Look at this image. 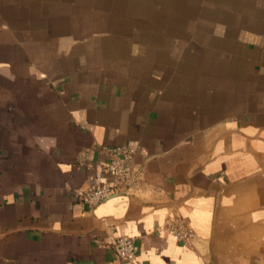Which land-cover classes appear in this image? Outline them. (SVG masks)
I'll return each mask as SVG.
<instances>
[{"label":"crops","instance_id":"obj_1","mask_svg":"<svg viewBox=\"0 0 264 264\" xmlns=\"http://www.w3.org/2000/svg\"><path fill=\"white\" fill-rule=\"evenodd\" d=\"M0 264H264V0H0Z\"/></svg>","mask_w":264,"mask_h":264},{"label":"built area","instance_id":"obj_2","mask_svg":"<svg viewBox=\"0 0 264 264\" xmlns=\"http://www.w3.org/2000/svg\"><path fill=\"white\" fill-rule=\"evenodd\" d=\"M137 148L132 144H123L104 147L107 161L104 169L112 174L111 180L96 181L86 189L78 193L79 200L88 208H92L101 201L117 194L129 195L140 187L143 178V171L132 166L131 161ZM87 154L81 157V162L85 163ZM158 230L171 234L181 244L192 246L195 238V231L189 226L186 219L181 215H176L159 227ZM112 246L117 253L128 262L134 263L139 252L138 238L133 235H119Z\"/></svg>","mask_w":264,"mask_h":264}]
</instances>
